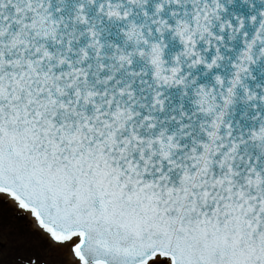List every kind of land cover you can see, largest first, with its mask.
<instances>
[{"label":"snow or ice","instance_id":"6c2138e0","mask_svg":"<svg viewBox=\"0 0 264 264\" xmlns=\"http://www.w3.org/2000/svg\"><path fill=\"white\" fill-rule=\"evenodd\" d=\"M0 264H264V0H0Z\"/></svg>","mask_w":264,"mask_h":264},{"label":"flooded vegetation","instance_id":"af4514ba","mask_svg":"<svg viewBox=\"0 0 264 264\" xmlns=\"http://www.w3.org/2000/svg\"><path fill=\"white\" fill-rule=\"evenodd\" d=\"M4 244H7L8 242H7V240H5V241H2Z\"/></svg>","mask_w":264,"mask_h":264}]
</instances>
